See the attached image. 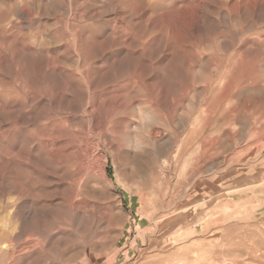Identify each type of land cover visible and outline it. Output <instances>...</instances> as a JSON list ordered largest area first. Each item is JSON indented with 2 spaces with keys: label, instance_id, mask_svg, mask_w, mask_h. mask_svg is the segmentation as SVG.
I'll list each match as a JSON object with an SVG mask.
<instances>
[{
  "label": "rangeland",
  "instance_id": "obj_1",
  "mask_svg": "<svg viewBox=\"0 0 264 264\" xmlns=\"http://www.w3.org/2000/svg\"><path fill=\"white\" fill-rule=\"evenodd\" d=\"M0 264H264V0H0Z\"/></svg>",
  "mask_w": 264,
  "mask_h": 264
},
{
  "label": "bare ground",
  "instance_id": "obj_2",
  "mask_svg": "<svg viewBox=\"0 0 264 264\" xmlns=\"http://www.w3.org/2000/svg\"><path fill=\"white\" fill-rule=\"evenodd\" d=\"M252 73H250V75H251ZM245 77V76H244ZM246 79V78H245ZM241 80H243V78L241 79ZM245 81V80H244ZM236 82V81H235ZM234 82V83H235ZM233 83V82H232ZM237 83V82H236ZM236 83H235V85H236ZM239 84V83H238ZM227 85H228V83H227ZM229 85H230V83H229ZM237 86V85H236ZM227 89V88H226ZM229 89V88H228ZM225 90H222V92H224ZM87 107V106H86ZM86 107H85V109H86ZM118 110V109H117ZM140 111V110H139ZM143 112V111H142ZM145 113V112H144ZM146 114V113H145ZM147 117H149V118H152V116L149 114V113H147ZM62 120V119H61ZM55 122V121H54ZM55 124V123H54ZM67 125H69V124H67ZM76 127V126H75ZM101 127V126H100ZM108 127H109V125H108ZM100 137H101V135H100ZM100 139V138H99ZM102 140V139H101ZM137 140V139H136ZM53 142V141H52ZM133 142V141H132ZM132 144V143H131ZM134 147L135 148H140V144H139V142H135L134 144ZM80 178V177H79ZM73 198V197H72ZM10 253V252H9ZM7 254V253H6ZM8 255V254H7ZM9 257H10V255H9Z\"/></svg>",
  "mask_w": 264,
  "mask_h": 264
}]
</instances>
